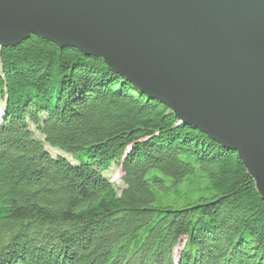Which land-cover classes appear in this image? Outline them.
I'll list each match as a JSON object with an SVG mask.
<instances>
[{
    "label": "trees",
    "instance_id": "1",
    "mask_svg": "<svg viewBox=\"0 0 264 264\" xmlns=\"http://www.w3.org/2000/svg\"><path fill=\"white\" fill-rule=\"evenodd\" d=\"M199 181L197 202L155 205ZM0 264H264V201L236 153L32 36L0 49Z\"/></svg>",
    "mask_w": 264,
    "mask_h": 264
},
{
    "label": "water",
    "instance_id": "2",
    "mask_svg": "<svg viewBox=\"0 0 264 264\" xmlns=\"http://www.w3.org/2000/svg\"><path fill=\"white\" fill-rule=\"evenodd\" d=\"M32 36L102 59L236 153L264 201V0H0V49Z\"/></svg>",
    "mask_w": 264,
    "mask_h": 264
},
{
    "label": "rangeland",
    "instance_id": "3",
    "mask_svg": "<svg viewBox=\"0 0 264 264\" xmlns=\"http://www.w3.org/2000/svg\"><path fill=\"white\" fill-rule=\"evenodd\" d=\"M48 149L54 156H58L59 154H62L63 157H69V156L73 157L70 154L61 153L60 151L52 150L50 148ZM71 157H69L70 158L69 160L72 163H75V160L72 159ZM82 160L87 161L88 160L87 156H84ZM104 175L107 178H109L110 181L113 184H115L119 190H121L124 187L123 183L121 182V176H122L121 170L116 165L111 166V168L107 170V172ZM199 182H200V188H198L197 192H188L189 189H187L185 185L186 183L184 185L183 184L180 185V191L181 193H183L182 198H176V197L170 198V197H166L162 192H159V193L156 192L157 198H156L155 205L157 207L181 208V207L186 206L188 203L197 202L199 198L203 196V187L206 185V183H203V181H199ZM183 247H184V242H181L175 251L176 258L181 253Z\"/></svg>",
    "mask_w": 264,
    "mask_h": 264
}]
</instances>
